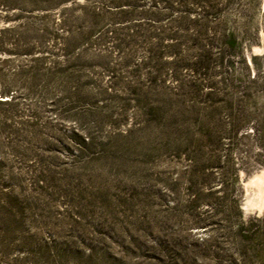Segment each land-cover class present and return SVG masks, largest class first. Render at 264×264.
Here are the masks:
<instances>
[{
    "label": "rangeland",
    "instance_id": "374dc122",
    "mask_svg": "<svg viewBox=\"0 0 264 264\" xmlns=\"http://www.w3.org/2000/svg\"><path fill=\"white\" fill-rule=\"evenodd\" d=\"M264 0H0V264H264Z\"/></svg>",
    "mask_w": 264,
    "mask_h": 264
},
{
    "label": "bare ground",
    "instance_id": "6f19581e",
    "mask_svg": "<svg viewBox=\"0 0 264 264\" xmlns=\"http://www.w3.org/2000/svg\"><path fill=\"white\" fill-rule=\"evenodd\" d=\"M264 176L262 174H257L253 177H251L249 180H248V184L252 185L254 184L255 182H261L263 180ZM264 195V194H263ZM263 200H264V197H263Z\"/></svg>",
    "mask_w": 264,
    "mask_h": 264
}]
</instances>
